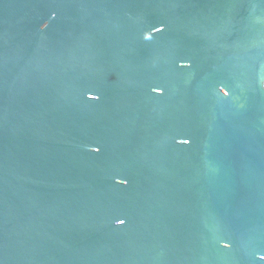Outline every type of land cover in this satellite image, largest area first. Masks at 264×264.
I'll return each instance as SVG.
<instances>
[{
    "label": "water",
    "instance_id": "1",
    "mask_svg": "<svg viewBox=\"0 0 264 264\" xmlns=\"http://www.w3.org/2000/svg\"><path fill=\"white\" fill-rule=\"evenodd\" d=\"M260 254L264 0H0V264Z\"/></svg>",
    "mask_w": 264,
    "mask_h": 264
},
{
    "label": "snow or ice",
    "instance_id": "2",
    "mask_svg": "<svg viewBox=\"0 0 264 264\" xmlns=\"http://www.w3.org/2000/svg\"><path fill=\"white\" fill-rule=\"evenodd\" d=\"M155 29H159V31H162L163 30V26H161V27H158V28H155ZM159 89V86H154L151 90H158ZM229 92H230V89H229ZM228 92V93H229ZM227 96V95H226ZM88 98L89 99H91V100H94V99H96V98H98V96L96 95V96H93V94L92 93H88ZM184 143L185 142H187V143H189V140H187V139H184V140H182ZM91 151H93V152H99L100 151V148L99 147H92L91 148ZM120 179H122V180H127L126 178H120ZM117 183H118V181H116ZM116 222H119V224L118 225H123V224H125L126 223V220L125 219H123V218H119V219H117V221ZM222 241H220V243H221ZM222 244V243H221ZM223 245H227V246H223L225 249H228V248H230L231 247V242H229V241H227V243H225V244H223ZM259 259L260 260H264V254H260L259 255Z\"/></svg>",
    "mask_w": 264,
    "mask_h": 264
},
{
    "label": "clouds",
    "instance_id": "3",
    "mask_svg": "<svg viewBox=\"0 0 264 264\" xmlns=\"http://www.w3.org/2000/svg\"><path fill=\"white\" fill-rule=\"evenodd\" d=\"M47 26H48L47 22H45L44 24L41 25V29L47 28ZM154 30H156V29H154ZM224 94L228 95L229 93L225 91ZM185 143H187V142H185ZM116 223L119 224V222H116ZM222 246H227V245H222Z\"/></svg>",
    "mask_w": 264,
    "mask_h": 264
}]
</instances>
